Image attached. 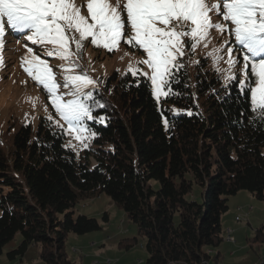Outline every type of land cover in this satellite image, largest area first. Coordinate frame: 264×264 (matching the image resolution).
<instances>
[{"label":"trees","instance_id":"obj_1","mask_svg":"<svg viewBox=\"0 0 264 264\" xmlns=\"http://www.w3.org/2000/svg\"><path fill=\"white\" fill-rule=\"evenodd\" d=\"M15 35L6 29L14 45L22 39ZM178 77L173 87L180 95L160 103L142 75L99 77L93 95L105 107L94 115L105 119L87 122L96 135L78 156L44 118L35 129L20 124L6 142L0 134V256L19 234L8 261L34 246L44 264H72L67 235L100 230L73 210L105 194L135 226L145 264H219V253L210 252L224 241L228 199L247 192L264 202V122L235 82L226 89L208 60L192 70L185 65Z\"/></svg>","mask_w":264,"mask_h":264},{"label":"snow or ice","instance_id":"obj_2","mask_svg":"<svg viewBox=\"0 0 264 264\" xmlns=\"http://www.w3.org/2000/svg\"><path fill=\"white\" fill-rule=\"evenodd\" d=\"M85 7L87 15L82 11ZM6 29L24 34V39L42 49L37 53L26 46L22 68L46 91L59 118L49 116V122L73 135L83 147L96 135L87 122L105 119L94 115V108L105 107L93 95L97 82L79 63L89 38L93 46L109 52L122 40L138 46L144 58L135 64L150 72L130 63L128 73L136 79L146 77L152 96L160 103L162 98L180 95L173 84L179 83L187 50L194 53L201 45L208 49L215 31L223 39L206 52V58L217 71H222L221 63L227 65L225 80L236 83L246 95L251 113L264 122V0H86L85 4L76 0H0V53ZM42 57L62 62V83ZM238 66L241 79L235 72Z\"/></svg>","mask_w":264,"mask_h":264},{"label":"rangeland","instance_id":"obj_3","mask_svg":"<svg viewBox=\"0 0 264 264\" xmlns=\"http://www.w3.org/2000/svg\"><path fill=\"white\" fill-rule=\"evenodd\" d=\"M76 3L85 4L86 0H76ZM82 11L83 14L87 15L86 7ZM212 18L215 22L216 17L213 16ZM10 32L12 31L10 30ZM12 33L16 34L13 37L16 40L22 37L21 43L14 45L4 36L3 40L6 43L2 53H0L3 57V65L0 66V134L3 135L4 142L8 141L9 135L14 134L20 124L30 125L35 129L39 118L49 121L48 117L52 116L54 120L59 119L55 116V110L51 106L46 91L25 73L21 64L22 58L26 55V46L32 47L37 53H40L42 49L30 44L23 38L24 34ZM211 36L212 40L208 49L201 45L197 47L194 53L187 50L183 59L189 69L192 70L196 61L204 58L205 61L208 60L209 66L216 70L212 60L206 58V52L213 45L220 44L223 38L215 31H212ZM42 58L49 61L57 80L62 83L63 72L60 68L62 62L59 59ZM142 58H144V54L142 50H138V46L134 47L123 40L116 50L109 52L103 46H93L89 38L84 42L82 58L79 63L83 72L96 81L99 77L115 72L128 73L130 63L142 71L150 72L146 66L135 64ZM218 67L222 71H216L220 74L223 83H229L225 80L227 73L223 71L227 65L221 63ZM76 71L79 72L80 69H76ZM235 72L237 77L241 79L239 66ZM51 123L55 126L53 122ZM60 123L63 124V121ZM9 127L11 129L7 132ZM57 129L61 131L60 128ZM63 135L64 147L78 156L83 146L74 139L73 135L67 133H63ZM70 141L71 147L69 146ZM197 190L194 188V192ZM228 207L229 210L223 215L222 222L231 223L233 221L232 228H235L236 231H233L232 239L235 243L228 244L224 240L219 249L212 251V258L215 257L216 252H219V264L264 263V202L255 200L247 192H239L228 199ZM73 212L75 217L85 216L95 219L100 230L81 236L67 235L65 252L72 264H106L107 261H110V264H145L144 242L137 235L135 226L128 221L123 211L108 196L100 194L93 199L80 201L76 204ZM104 215H107V222L103 220ZM235 217L239 219L237 221H240L239 223L234 222ZM133 239H136V243L129 250H126L123 246L132 243ZM20 241L21 236L17 234L5 246L3 255L0 256V264H44L39 258V248L34 246L26 251L21 260L8 261L5 254L16 248Z\"/></svg>","mask_w":264,"mask_h":264},{"label":"crops","instance_id":"obj_4","mask_svg":"<svg viewBox=\"0 0 264 264\" xmlns=\"http://www.w3.org/2000/svg\"><path fill=\"white\" fill-rule=\"evenodd\" d=\"M236 213H237V209H236ZM236 218L237 217L234 218V222L236 221ZM222 220H223V216L221 218V224H222L223 231H225V236H224V240L225 241L224 242H226L228 244H234L235 242L232 239V235L234 233L233 231H236V229L235 228H232V224H233L232 222L233 221L231 223H228L227 221L224 223V222H222ZM235 223H239V222L236 221ZM228 231H229V233H228ZM213 252L211 251L210 252V255H213ZM216 253H219V252H216ZM231 254H232V252H231Z\"/></svg>","mask_w":264,"mask_h":264},{"label":"bare ground","instance_id":"obj_5","mask_svg":"<svg viewBox=\"0 0 264 264\" xmlns=\"http://www.w3.org/2000/svg\"><path fill=\"white\" fill-rule=\"evenodd\" d=\"M238 214V213H237ZM239 219L238 218H236V221H238ZM240 222V221H239ZM228 233H229V231H228ZM106 264H110V261H107V263Z\"/></svg>","mask_w":264,"mask_h":264},{"label":"built area","instance_id":"obj_6","mask_svg":"<svg viewBox=\"0 0 264 264\" xmlns=\"http://www.w3.org/2000/svg\"><path fill=\"white\" fill-rule=\"evenodd\" d=\"M241 213V212H240ZM230 236V235H229Z\"/></svg>","mask_w":264,"mask_h":264}]
</instances>
